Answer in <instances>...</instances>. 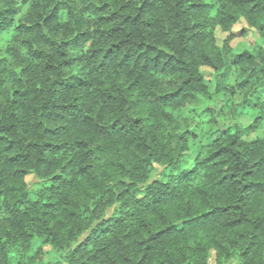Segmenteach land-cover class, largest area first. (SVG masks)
Instances as JSON below:
<instances>
[{
	"label": "trees",
	"instance_id": "16d2710c",
	"mask_svg": "<svg viewBox=\"0 0 264 264\" xmlns=\"http://www.w3.org/2000/svg\"><path fill=\"white\" fill-rule=\"evenodd\" d=\"M7 33L0 264H264V0H0Z\"/></svg>",
	"mask_w": 264,
	"mask_h": 264
},
{
	"label": "rangeland",
	"instance_id": "374dc122",
	"mask_svg": "<svg viewBox=\"0 0 264 264\" xmlns=\"http://www.w3.org/2000/svg\"><path fill=\"white\" fill-rule=\"evenodd\" d=\"M242 32H244V34H241ZM233 33H234V38L231 41V47L234 49L233 53L237 54V53H241L244 50L247 51H252L254 53L262 50L263 48V40L259 37V35L254 32L251 31L250 29H248L246 27V25L243 22H240L239 24H237L234 28H233ZM225 34H221L219 32H217L216 37H217V43L218 45L221 43L220 41L225 38ZM11 40V34L7 33L5 35H0V54L1 52L5 49L6 45L10 42ZM204 73V81L207 85V88L209 90V92L213 93L214 91V83H213V79L212 77L209 75V71L207 69L203 70ZM235 76V74H234ZM234 79V78H233ZM207 106H209L210 108L213 107H219L221 106L219 101H213L210 100L207 103ZM189 109L186 110L184 113L180 114V117H182V115H184L185 117L189 114ZM207 115H205V119H201L202 121H207ZM194 123H199V121L197 120H192ZM26 182L28 185L34 184L36 182V180L34 179L33 176H27L26 177ZM43 253L45 254L44 260H48L49 259V254L52 252V248L49 246H46L42 249ZM208 264H215V257H214V253L211 252L210 258L208 260ZM225 264H236L234 261H229Z\"/></svg>",
	"mask_w": 264,
	"mask_h": 264
}]
</instances>
